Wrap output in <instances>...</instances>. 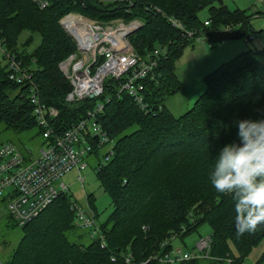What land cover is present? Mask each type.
Instances as JSON below:
<instances>
[{"label":"trees","instance_id":"16d2710c","mask_svg":"<svg viewBox=\"0 0 264 264\" xmlns=\"http://www.w3.org/2000/svg\"><path fill=\"white\" fill-rule=\"evenodd\" d=\"M145 5L174 17L188 31L205 34L209 43L243 35L250 20L244 10L229 11L221 0H48L43 9L30 0H0V45L31 68L37 99L58 110L54 127L63 129L101 102L96 121L113 142L111 156L103 163L100 159L94 170L111 206L99 223L105 247L88 237L86 243L71 239L70 231L75 228L68 210L71 200L62 193L19 227L18 240L0 264H164L149 258L171 249L172 243L161 247V242L173 233L182 243L199 224L209 228L206 256L187 264H244L264 238V226L253 234L237 235L232 197L217 193L210 183L219 151L238 141L236 122L264 119V32L258 31L259 48L219 64L204 77V89L191 107L173 116L161 100L179 88L173 60L191 41L164 16L144 11ZM202 9L206 15L201 20L198 13ZM67 13L102 24L114 19L141 21L128 37L130 46L140 58L158 50L156 66L143 80V108L124 93L117 94L118 82L111 78L105 80L97 97L64 103L70 86L57 63L75 48L59 24ZM205 19L208 26H202ZM237 24L240 30L231 34L218 31ZM22 31L29 35L17 44ZM32 34L39 36V42L27 52L24 47ZM4 64L0 55V144L10 142L25 153L24 143L8 140V135L32 132V138L40 139L39 131L26 97V83L8 79ZM128 254L130 262L126 263ZM252 264H264V247Z\"/></svg>","mask_w":264,"mask_h":264},{"label":"built area","instance_id":"2783aa9c","mask_svg":"<svg viewBox=\"0 0 264 264\" xmlns=\"http://www.w3.org/2000/svg\"><path fill=\"white\" fill-rule=\"evenodd\" d=\"M30 2L40 9L48 5V0ZM259 4V11L245 14L250 18L264 15V0H259ZM143 10L164 16L169 25L178 29L187 40L209 43L205 34L186 30L178 20L165 16L157 7L145 5ZM59 24L75 46L72 53L57 63L58 70L70 86L63 96L65 104L97 97L102 92L105 80L111 78L118 82L117 94L129 96L140 108L145 106L143 80L156 66L158 50L153 49L140 58L130 46L129 35L141 26L138 18L129 21L114 19L102 24L79 13H67L61 17ZM208 24L207 19L202 21V26ZM239 30V24L218 29L226 34ZM246 38L251 40V36ZM0 55L4 59L8 79L16 84L27 85L26 97L32 106L31 115L40 136L39 146L28 148L25 153H21L10 142L0 144V203L15 225L20 227L34 219L58 195L66 193L67 186L61 181L64 174L74 169L77 173L75 180L82 184L83 178L79 173L87 166L85 159L108 145L100 161L106 162L112 154L113 142L96 121V114L103 106L101 102L94 103L92 108L85 111L84 116L70 122L63 129H56L54 126L59 118L58 110L37 99L35 85L31 82V68L5 52L1 45ZM97 169L98 163L93 170ZM68 210L73 215L72 226L85 231L90 240H95L100 248H104L103 234L92 210L85 211L73 201L69 203ZM175 236L170 234L160 246L172 243ZM209 242V235H206L199 237L192 249H176L171 245L168 252L161 255L155 253L149 258L164 264H187L193 258L206 256L204 251ZM110 260H113V256H110ZM125 262H130L129 254Z\"/></svg>","mask_w":264,"mask_h":264},{"label":"rangeland","instance_id":"374dc122","mask_svg":"<svg viewBox=\"0 0 264 264\" xmlns=\"http://www.w3.org/2000/svg\"><path fill=\"white\" fill-rule=\"evenodd\" d=\"M221 3L229 11L244 10L247 14L261 9L259 0H221ZM205 15V9L200 10L198 13V17L201 20L205 18ZM251 29L255 33H252ZM260 30L264 32V15H258L256 18L251 17L247 30L239 37L224 39L215 43H205L204 41L185 43L173 60V73L179 88L174 93L165 95L162 98V107L173 116H178L189 109L196 97L203 91L204 77L208 73L236 54L261 46V39L258 33ZM248 34H250L251 40L246 38ZM28 35L29 33L22 31L18 36L17 44H21ZM38 42L39 36L32 34L31 42L24 49L30 52ZM31 133L27 132L17 137L8 135V140L20 141L24 143L26 148L33 149L39 146L40 139L38 137L32 138ZM108 147V145L101 147L95 155H91L85 159L87 166L79 173L83 178L82 184L75 180L77 173L74 169L61 177V181L67 186L66 194L68 199L75 202L85 211H95L96 219L99 223L106 219L111 206L109 197L104 193L96 180L93 168L102 159V155ZM70 234L72 240L82 243L89 241L85 231L81 229L74 228L73 231H70ZM208 234V226L206 224H199L198 227L182 240V243L179 241L180 239H175L172 245L176 249L189 250L197 243L199 237ZM19 236L20 228L15 225L5 211L4 206L0 203V263L6 258L7 253L10 251L12 245L16 243ZM263 247L264 238L251 250L244 260V264H252V261L258 256Z\"/></svg>","mask_w":264,"mask_h":264},{"label":"clouds","instance_id":"9594fccd","mask_svg":"<svg viewBox=\"0 0 264 264\" xmlns=\"http://www.w3.org/2000/svg\"><path fill=\"white\" fill-rule=\"evenodd\" d=\"M238 141L216 156L210 183L234 202L237 235L253 234L264 226V119H242Z\"/></svg>","mask_w":264,"mask_h":264}]
</instances>
